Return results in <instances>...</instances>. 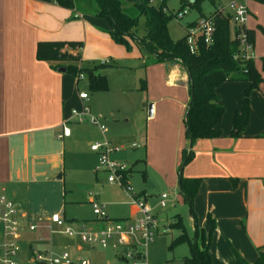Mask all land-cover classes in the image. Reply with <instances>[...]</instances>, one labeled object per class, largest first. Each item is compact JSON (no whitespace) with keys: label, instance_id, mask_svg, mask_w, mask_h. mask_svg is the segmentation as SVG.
Returning <instances> with one entry per match:
<instances>
[{"label":"crops","instance_id":"0c3cea01","mask_svg":"<svg viewBox=\"0 0 264 264\" xmlns=\"http://www.w3.org/2000/svg\"><path fill=\"white\" fill-rule=\"evenodd\" d=\"M257 1L261 0L247 1L246 28L255 33L253 61L262 80L252 91L249 121L240 136L232 135L231 116L242 105L249 82L222 83L217 88L224 107L219 124L221 136L196 141L192 159L182 167L185 177L202 178L194 207L200 228L209 230L208 215L216 223L210 248L213 260L221 249L226 250L225 240L235 245L250 263L257 259L255 250L264 246V34L258 31H264V26L259 20L250 19L254 15L251 6ZM99 35L104 36L88 24L86 15L51 0H0V196L12 200L24 218L33 215L43 220L45 216L40 211H49L47 204L64 195L59 184L65 177L63 150L66 140L74 141V132L70 129L68 137H61L63 125L69 127L77 122L72 111L80 110L86 102L74 92L78 80L63 71L62 62L38 59V45L43 41L85 39V47L82 42L79 49L64 48L81 56L79 50L85 55L90 39ZM152 68L159 71V77H165L169 86L190 89L188 73L181 64L157 63ZM223 85L231 86L222 88ZM154 101L153 115L158 111ZM188 101L189 98L186 105ZM103 136L106 133L96 128L94 134L83 137L88 138L91 149V144ZM186 145L190 148L189 139ZM119 158L127 167L130 165L124 157ZM157 158L154 172L183 199L178 187L181 159L174 154L168 164L162 152ZM146 159L149 160V152ZM128 168L131 176L133 171ZM140 189L137 192L146 201L148 185ZM50 208L54 211L56 206ZM139 216L135 207L128 220ZM104 225L105 222L96 224ZM114 241V253L121 259L125 247ZM80 249L82 246L77 247Z\"/></svg>","mask_w":264,"mask_h":264},{"label":"rangeland","instance_id":"374dc122","mask_svg":"<svg viewBox=\"0 0 264 264\" xmlns=\"http://www.w3.org/2000/svg\"><path fill=\"white\" fill-rule=\"evenodd\" d=\"M193 1H167L166 11L172 16L168 23V30L174 40L187 35V25L196 21L202 13L211 15L215 10L208 1L201 2L200 9L192 6ZM186 8H189V12L180 18L182 11ZM251 10L254 15L251 14L250 19L259 20V23L264 26V2L257 1L251 6ZM85 15L88 24L104 36L90 37L92 39L88 40L87 53L84 55L83 51L79 50L80 59L73 61L72 64L89 67L93 64L107 62L115 68L108 67L103 72L107 81L106 89L93 91L87 77L82 76L74 92L77 95L80 91L88 94L89 98L85 105L93 116L99 118L100 124L106 127V136L95 142L108 140L113 145L121 147V151L111 154V158L122 163L119 158L122 156L130 164L128 167H131L133 172L129 180L135 192L141 191L140 188L143 189L145 185H148L149 196L146 203L153 210L158 227L154 230L153 240L143 249L145 261L148 264H182V258L190 255L189 245L183 242L171 248L173 241L182 233L181 229L171 227V224L174 223L176 215H180L185 230L192 237L194 224L190 207L182 198H178V191H172L169 184L162 180L153 169L157 164L159 152H162V157L168 164L174 154L179 156L181 163L178 172L181 169L184 152L189 149L186 145L188 138L184 115L190 101V89L189 87L185 90L169 86L165 77H159V71L153 70L152 67L155 64L143 61L142 52L132 40L123 44L116 42L110 35L107 22L103 18L90 14ZM145 23V16H142L138 24L139 35H144ZM258 31L264 34L261 28H258ZM230 35L232 38L236 37L233 22L230 24ZM82 42L85 47V39H82ZM59 52H65V54L71 52L76 55L74 50L60 49ZM143 80L146 84L144 89H142ZM224 86L231 85H223L222 88ZM252 91L249 95L250 107ZM244 96L245 90L243 98ZM154 100H156L158 111L152 117H148V109L143 105L155 104ZM78 106L76 107L79 108ZM240 108L241 106L238 110ZM233 119L234 116H231L232 125ZM69 127L74 132V141L66 140L63 150L66 160L65 177L59 181V184L62 186L64 195H61L57 201L47 204L49 211H40L43 217L48 218L38 220L37 216L33 215L22 218L21 250L17 260L20 264H36L30 248L32 244L34 252H45L47 249L54 257L67 252L71 260L75 262L79 258H84L91 264H126L114 253V238L109 239L107 246L103 247L84 242L80 237L81 232L96 231L102 228L96 224L105 222L97 220L90 202L91 198L104 207L106 217L114 222L131 219L135 205L118 184L108 182L107 173L95 171V167L99 165V157L96 152L91 151L88 138L83 136L94 134L96 128L99 129V127L87 120L81 123L73 122ZM78 134L81 137H77ZM148 152L149 160L147 161ZM147 166H149L148 170ZM182 167L185 165L182 164ZM182 174L185 177L184 168ZM161 200H164L165 207L159 205ZM54 206L56 208L53 211L50 207ZM195 213L197 214L196 210ZM57 216L65 220V227H70L77 233L72 236L62 233L61 230L65 227H57L53 223V217ZM31 223L37 225L36 231L28 229ZM167 228L169 229L166 230ZM41 238L44 241H41ZM131 241L136 242V239L131 237ZM78 246H82L80 251L77 250ZM225 246L226 250L221 249L220 254L218 253L216 259L213 260L214 264H237V255L249 262L241 251L228 240H225Z\"/></svg>","mask_w":264,"mask_h":264},{"label":"trees","instance_id":"16d2710c","mask_svg":"<svg viewBox=\"0 0 264 264\" xmlns=\"http://www.w3.org/2000/svg\"><path fill=\"white\" fill-rule=\"evenodd\" d=\"M59 6L73 10L77 13L90 14L103 18L108 25L109 33L118 43H127L132 40L140 49L146 63L181 64L187 71L190 83V101L186 108L184 121L186 136L190 140V148L183 155V165H186L193 157L192 146L200 139L216 138L221 136L219 124L222 120L224 107L220 102L217 88L227 81H245L249 86L245 90V96L240 110L233 119L232 135L240 136L250 117L249 95L258 86L262 77L256 70L252 59L245 60L240 54L238 39L230 35V17L222 15L218 6L226 0H194L192 6L199 8L201 2H210L215 10L211 15L215 21V34L212 44H206L198 40V48L191 52L187 44V35L174 40L168 30V23L172 16L166 11L168 0H51ZM158 3H155V2ZM264 2V0H261ZM145 16V33L138 34L139 19ZM195 21L187 25L194 26ZM236 35L238 28L235 27ZM250 41H254L253 30L245 28ZM66 46L72 49L82 47L79 41H43L37 48V57L42 61H60L66 68V72L79 80L87 77L90 88L93 91L107 88V81L103 74L110 66L106 62L82 67L72 64L78 61L80 56L69 52H59ZM76 56H79L78 58ZM64 62H67L66 64ZM85 75H84V74ZM146 88L143 80L142 89ZM179 171V193L190 207V213L195 224L194 235L189 236L185 230L180 215H176L171 227H177L182 233L173 241L171 248L179 243L187 242L190 255L182 258V264H214L211 255L212 234L216 228L214 219L208 215L209 230L206 231L198 225V218L194 210V199L199 190L202 178L184 177ZM130 174V171H129ZM257 259L253 263L247 262L237 255V264H264V246L257 248ZM122 260V256H120Z\"/></svg>","mask_w":264,"mask_h":264},{"label":"built area","instance_id":"2783aa9c","mask_svg":"<svg viewBox=\"0 0 264 264\" xmlns=\"http://www.w3.org/2000/svg\"><path fill=\"white\" fill-rule=\"evenodd\" d=\"M248 0H226L225 4H220L217 10L225 16L230 17L231 22L238 28L236 38L240 43V54L235 57H241L245 60L254 58V45L249 40L245 28L248 22L249 11L247 6ZM189 8L182 11V15H186ZM215 34V21L213 16L199 17L195 21V25L188 28L187 44L191 52L195 53L198 48V40H203L206 44H212ZM79 98L87 101L89 96L86 92L80 91ZM72 118L77 122L89 121L97 125L104 133L106 127L100 124L99 118L93 116L86 105H83L80 110L72 111ZM71 131L64 124L61 137H68ZM91 150L98 153L99 165L95 167V171H104L107 173L108 182L118 184L124 193L131 198L133 204L138 209L140 216L134 220H120L117 222L109 220L106 217L104 207L95 199H91L94 213L99 221H105L104 227L96 231H84L80 233L82 241L90 243L94 246H107L108 240L114 238L118 245L125 247L122 252V260L126 264H148L145 261L143 249L153 240L155 236L154 230L158 227V221L153 214V210L147 205L141 194L135 192L134 187L129 180V168L126 164L120 163L111 158V154L120 152L121 147L113 145L110 141H97L91 145ZM161 207H165L164 200L160 202ZM24 218L23 213L18 209L17 205L5 196H0V264H20L17 260L21 250L20 240L22 237L21 220ZM57 227H65V220L61 216L53 217ZM30 231H36L37 225L31 223L28 225ZM67 235H75L77 232L70 227H65L61 230ZM131 237L136 239V242L131 241ZM44 241L43 238L40 239ZM33 255V261L36 264H91L90 261L79 258L76 262L71 260L67 252H63L60 256L54 257L52 252L37 251L34 252L33 246L30 245Z\"/></svg>","mask_w":264,"mask_h":264},{"label":"water","instance_id":"95a60500","mask_svg":"<svg viewBox=\"0 0 264 264\" xmlns=\"http://www.w3.org/2000/svg\"><path fill=\"white\" fill-rule=\"evenodd\" d=\"M152 1V0H150ZM66 68H63V71H65ZM144 106H147V109H148V115L151 117L153 115V103H149V104H144ZM58 178H61L60 176Z\"/></svg>","mask_w":264,"mask_h":264}]
</instances>
